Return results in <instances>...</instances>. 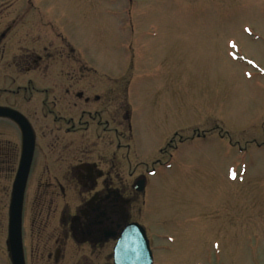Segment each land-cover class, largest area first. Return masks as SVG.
Segmentation results:
<instances>
[{
  "label": "rangeland",
  "instance_id": "374dc122",
  "mask_svg": "<svg viewBox=\"0 0 264 264\" xmlns=\"http://www.w3.org/2000/svg\"><path fill=\"white\" fill-rule=\"evenodd\" d=\"M50 3L90 63L129 69L144 150L173 128L208 132L173 158L144 157L163 163L150 172V211L177 221L162 264H264V0Z\"/></svg>",
  "mask_w": 264,
  "mask_h": 264
},
{
  "label": "flooded vegetation",
  "instance_id": "af4514ba",
  "mask_svg": "<svg viewBox=\"0 0 264 264\" xmlns=\"http://www.w3.org/2000/svg\"><path fill=\"white\" fill-rule=\"evenodd\" d=\"M54 6L0 0V258L11 264L9 210L20 176L25 264H162L177 221L150 211V172L163 163L144 157L173 158L208 132L183 138L173 128L144 150L129 69L121 77L90 63L94 52ZM125 234L129 244L118 251Z\"/></svg>",
  "mask_w": 264,
  "mask_h": 264
},
{
  "label": "water",
  "instance_id": "95a60500",
  "mask_svg": "<svg viewBox=\"0 0 264 264\" xmlns=\"http://www.w3.org/2000/svg\"><path fill=\"white\" fill-rule=\"evenodd\" d=\"M25 179L17 177L16 182L13 187L12 199L10 203L9 210V234L7 239V249L9 253V258L12 264H25L22 248V239H21V210L23 202V194ZM139 190H143V185L140 184L138 187ZM130 236V233H129ZM126 244H129L128 235L125 234L122 240L119 243L118 251L126 248ZM144 253H148L147 242L142 249ZM141 250V251H142ZM118 264H122L119 262Z\"/></svg>",
  "mask_w": 264,
  "mask_h": 264
}]
</instances>
